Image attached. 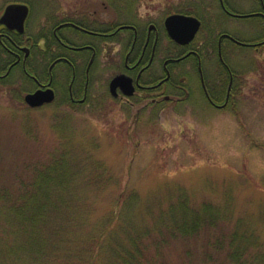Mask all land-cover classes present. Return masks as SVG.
Here are the masks:
<instances>
[{
    "label": "rangeland",
    "instance_id": "obj_1",
    "mask_svg": "<svg viewBox=\"0 0 264 264\" xmlns=\"http://www.w3.org/2000/svg\"><path fill=\"white\" fill-rule=\"evenodd\" d=\"M21 2L33 9L28 35L35 39L62 5L69 9L92 5L99 14L104 11L111 18L112 7L119 5L121 13H115L120 20H134L137 14L135 20L139 21L148 15L160 24L168 15L195 9L207 29L211 25L216 29L212 38L215 44L217 35L226 31H241L249 44L224 51L240 86L234 105L212 108L203 98L200 80L194 77L190 83L193 96L185 98L178 110L159 117L129 118L112 104L105 93L106 79L100 73L92 85L98 97L77 112L66 103L61 86L64 81L56 83L55 103L31 109L23 98L36 85L24 79L19 67L5 86H0V186L30 181L31 167L46 163L64 141L75 150L76 160L84 163L83 176L93 170L94 161L107 166V183L81 187L95 220L121 200L117 209L124 211V222L130 227L140 226L139 231L153 227L159 212L168 209L184 190L192 207L199 209L207 203L227 214L228 220L219 223L225 232L231 231L237 220H243L264 243V44H254L264 36L263 24L253 18L224 17L218 0H0V15L6 5ZM241 7L243 12L254 8L248 0L241 2ZM211 16L215 19L207 18ZM165 43L175 49L172 41L167 39ZM29 64L38 77H44L46 64L39 49L34 48ZM204 70L205 79L212 82L216 69L207 64ZM221 227L215 228L213 239L221 235ZM205 238L203 235L196 242L186 243L168 239L158 262L224 264L219 262L218 253L216 263H204L201 246Z\"/></svg>",
    "mask_w": 264,
    "mask_h": 264
},
{
    "label": "flooded vegetation",
    "instance_id": "obj_2",
    "mask_svg": "<svg viewBox=\"0 0 264 264\" xmlns=\"http://www.w3.org/2000/svg\"><path fill=\"white\" fill-rule=\"evenodd\" d=\"M218 1L224 17L253 18L264 26V0H248L254 6L250 12H243L241 7V2L247 0ZM25 4L30 11L24 31L0 23V81L7 80L20 67L24 79L36 85L33 92L48 87L54 90L56 99L51 103L58 99L56 83L64 81L61 86L66 103L77 112L80 106L98 97L94 96L92 85L94 77L100 73L106 79L105 93L112 104L131 119L159 117L166 111L178 110L185 98L189 100L193 96L190 83L194 77L200 80L203 98L212 108L227 109L235 104L240 86L224 51L249 44L241 37V31L237 34L220 32L215 44L216 29L212 25L207 29L205 20L195 13L193 16L201 21L200 30L194 41L180 45L169 35L167 17L160 24L148 15L145 19L141 16L142 20L138 18L141 23L135 20L137 14L134 20L117 18L116 13L122 10L119 5L112 7L113 19L104 11L99 14L92 5L71 9L62 5L42 25L39 38L35 39L28 35L33 9ZM212 17L207 18L214 20ZM167 39L175 44L174 50L166 47ZM254 42L264 43V36ZM34 48L39 49L46 64L44 77H38L29 64ZM207 64L216 69L212 82L205 79ZM116 78L119 79L114 85Z\"/></svg>",
    "mask_w": 264,
    "mask_h": 264
},
{
    "label": "trees",
    "instance_id": "obj_3",
    "mask_svg": "<svg viewBox=\"0 0 264 264\" xmlns=\"http://www.w3.org/2000/svg\"><path fill=\"white\" fill-rule=\"evenodd\" d=\"M179 12L194 15L195 9ZM63 142L46 163L31 167L30 181L0 186V264H170L158 262L168 239L196 242L203 235L204 263H216L218 253L224 264H264V243L256 230L237 220L225 232L219 223L228 220L227 214L207 203L192 207L184 190L159 212L153 227L139 231L140 226L124 222V211L117 209L121 200L95 220L81 187L107 183V166L94 161L83 176L84 163ZM216 227L221 235L213 239Z\"/></svg>",
    "mask_w": 264,
    "mask_h": 264
},
{
    "label": "water",
    "instance_id": "obj_4",
    "mask_svg": "<svg viewBox=\"0 0 264 264\" xmlns=\"http://www.w3.org/2000/svg\"><path fill=\"white\" fill-rule=\"evenodd\" d=\"M223 8H225L224 5ZM29 11V7L24 3H11L1 16L0 23L7 25L11 29L17 28L22 32L25 30L24 24ZM165 21L171 39L181 45H186L193 41L201 26V21L199 19L186 14L175 13L167 17ZM118 79L119 78H116L113 82L114 85H116ZM25 99L29 106L36 108L46 103L53 102L56 98L54 90L48 87L46 90L39 89L34 93H28Z\"/></svg>",
    "mask_w": 264,
    "mask_h": 264
}]
</instances>
